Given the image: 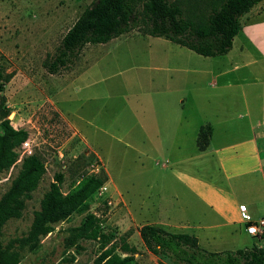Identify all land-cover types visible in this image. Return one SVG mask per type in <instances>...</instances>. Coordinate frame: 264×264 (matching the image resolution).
Masks as SVG:
<instances>
[{
    "label": "rangeland",
    "instance_id": "1",
    "mask_svg": "<svg viewBox=\"0 0 264 264\" xmlns=\"http://www.w3.org/2000/svg\"><path fill=\"white\" fill-rule=\"evenodd\" d=\"M94 1L0 0V63L12 75L0 93V135L1 122L5 119L14 129L28 134L25 142L14 150L16 162L0 168V201L26 157L37 155L45 170L31 197L25 200L20 216L0 227V248L17 252L18 264H94L101 252L99 244L72 238L74 229L86 215L93 214L103 233L114 234L111 243L117 246L118 254L125 241L135 248L138 264H172L146 249L139 229L156 224L167 232L184 233V230L189 232L183 227L184 220L194 224L211 222L212 217L218 216L211 213L213 209L205 202L215 200L217 187H208L202 176L179 179L170 170L172 161H168L170 169L160 166L168 158L164 151L170 143L166 138L161 144L155 142L153 122L158 111L160 120H176L172 112L179 110L178 93L170 94L165 88H176L177 80L178 87L185 88L190 95L187 100L193 104L189 102L187 106L201 118L211 114L218 103H230L231 94L227 96L228 90L220 89L223 83L207 85L211 75L190 74L187 81L180 79L178 73L170 77L168 71L160 69L168 66L165 59L172 54L168 48L181 49L184 55L193 58L194 66L202 56L186 48H176L163 38L146 37L138 29L106 44L86 45L66 69L49 73L45 64L53 61L63 36ZM165 1L178 4L184 17L189 18L200 17L222 3V0ZM254 17V24L264 25V11ZM250 19L245 14L240 24ZM258 38L262 41L261 63L264 64V31ZM257 52L261 54L260 50L251 49L245 55H234L252 60L251 56ZM215 59L208 61H218ZM263 64L251 65L234 76L251 78L252 74L264 71ZM245 85L236 86L232 95L236 97L234 94L240 90L252 89ZM159 88L163 92L158 93ZM258 89L264 90V86ZM2 111L8 112L7 117H1ZM196 113L190 115L196 117ZM101 172L107 181L86 201V210L74 212L65 221L54 224L53 231L40 237L36 247L20 243L28 235L34 213L40 210L43 195L57 174L63 176L60 191L65 195L76 185L79 175ZM255 178L253 174L230 178L228 183L235 194L233 202L220 192L231 208L230 212H224L227 218H241L244 222L240 207L249 211L240 204L250 203H256L258 209L255 220L264 218V186ZM221 232L224 239L216 240L213 246L226 251L264 247V239L259 237L244 234L235 240L225 230ZM202 241L201 247L209 248Z\"/></svg>",
    "mask_w": 264,
    "mask_h": 264
},
{
    "label": "trees",
    "instance_id": "2",
    "mask_svg": "<svg viewBox=\"0 0 264 264\" xmlns=\"http://www.w3.org/2000/svg\"><path fill=\"white\" fill-rule=\"evenodd\" d=\"M262 1L222 0L221 5H214L206 14L189 18L184 17L178 4L165 0H95L63 36L55 58L45 67L49 73L56 74L66 69L84 46L106 44L135 29L143 35L166 39L204 57L222 56L229 52L233 39L241 30L240 18ZM11 77L0 63V93ZM7 115V111L1 112V117ZM27 136L26 131L14 129L9 120L1 122L0 168H8L16 162L14 150L25 142ZM206 145L207 133L200 131L198 148L203 150ZM44 171L37 155L23 160L10 189L0 201V227L7 220L20 216L25 200L37 188ZM106 181L104 172L81 174L72 190L63 195L60 191L63 176L57 174L55 182L43 195L40 210L34 213L28 235L20 243L36 247L40 237L53 231L54 224L65 221L74 212L86 210V201ZM74 232V241L93 240L99 244L101 252L94 264H138L134 258L135 248L123 241L121 254H118L117 246L111 243L114 234L103 233L99 220L93 214L86 215ZM139 236L150 253L167 258L172 264H264V247L210 252L201 248L193 235L167 232L150 224L141 226ZM259 238L262 240L264 236ZM19 260L17 252L0 248V264H18Z\"/></svg>",
    "mask_w": 264,
    "mask_h": 264
},
{
    "label": "crops",
    "instance_id": "3",
    "mask_svg": "<svg viewBox=\"0 0 264 264\" xmlns=\"http://www.w3.org/2000/svg\"><path fill=\"white\" fill-rule=\"evenodd\" d=\"M263 11L264 0L247 13L251 19L246 24H241V30L233 39L232 47L227 54L216 57L202 56L203 59L198 58L199 62L197 66H194L196 62L193 58L184 55L181 49L173 51L168 48V51L172 53L165 59L168 66L160 68L165 72L168 71L170 77H172V73H178L179 78L185 79V81L190 74L211 75V80L207 82V85L217 84L219 86V83H223L220 89H227V96L231 94L228 97L230 103H218L211 114L201 118L198 113L187 106L189 102L191 105L193 104L191 100H187L190 95L186 94L185 88L178 87L177 80L174 82L176 88H165L170 94L171 92L172 94L178 93L176 102L179 105V110L172 112V117L176 120H160L158 111L152 127L155 142L161 144L162 139L166 138L167 142L170 143L169 149L164 151V153H168V158H165V162L160 164L163 169H170L168 161H172L170 170L179 179L202 176L204 181L209 184L208 187H217V191L213 194L215 200H209L210 202H205V204L210 206L213 209L211 213L218 217H212L209 223L197 221V224H194L188 220L183 221L185 223L183 227L189 231L184 230V233L195 236L200 247L201 242L203 243L202 240H204V244L209 247L206 249L210 252L226 251L218 245L213 246L216 244V240L224 239L221 232L223 230L226 231L230 239L237 240L244 234L248 235L245 231L246 225L241 218L232 220L227 218L226 213H224L225 211L230 212L231 208L221 198L220 192L228 196L230 201L235 200V194L228 183L230 178H242L253 174L264 186V90L258 89V87L264 86V71L255 73V75L252 74L253 77L251 78L241 79L234 76L236 72L251 65L263 64L261 63L263 62L261 61L263 60V50L260 49L262 41L258 37L263 34L264 25L254 24L252 20L255 18L254 16L260 15ZM172 44L176 48H184L175 43ZM234 48H236L235 51ZM251 49L253 52L260 50L261 54L257 52V54L252 55V60L238 58L245 55L246 50ZM173 52L176 54L173 55ZM234 54H239V56ZM214 58L218 61H208ZM242 81L251 86L252 89H242L240 93L234 94L236 96L234 97L232 94L236 92L234 89L236 86L239 88L246 86ZM180 84L184 86L183 83L180 82ZM157 92H163V88H159ZM190 113L198 115L192 117ZM200 131L207 133V145L203 150L198 148ZM158 151L161 153L162 148L160 147ZM210 170L214 172L212 175L208 173ZM216 178L218 179L215 180ZM208 187H206L207 191ZM220 198L221 202H219ZM255 204H240L246 205L248 213L254 221H256L254 216L258 210ZM243 249L249 248L244 247Z\"/></svg>",
    "mask_w": 264,
    "mask_h": 264
},
{
    "label": "built area",
    "instance_id": "4",
    "mask_svg": "<svg viewBox=\"0 0 264 264\" xmlns=\"http://www.w3.org/2000/svg\"><path fill=\"white\" fill-rule=\"evenodd\" d=\"M240 212L245 223V231L251 237L264 236V219L254 221L244 207H240Z\"/></svg>",
    "mask_w": 264,
    "mask_h": 264
}]
</instances>
